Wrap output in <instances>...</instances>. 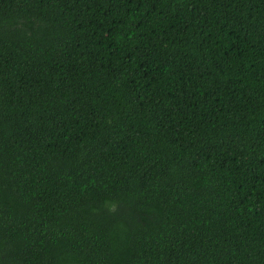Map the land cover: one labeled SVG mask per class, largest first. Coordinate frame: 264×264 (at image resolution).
<instances>
[{
    "label": "trees",
    "instance_id": "1",
    "mask_svg": "<svg viewBox=\"0 0 264 264\" xmlns=\"http://www.w3.org/2000/svg\"><path fill=\"white\" fill-rule=\"evenodd\" d=\"M0 264H264V0H0Z\"/></svg>",
    "mask_w": 264,
    "mask_h": 264
}]
</instances>
